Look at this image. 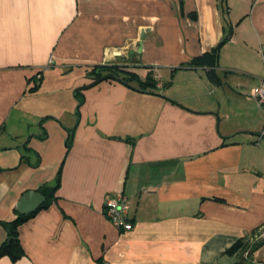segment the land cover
Returning a JSON list of instances; mask_svg holds the SVG:
<instances>
[{
    "label": "crops",
    "instance_id": "0c3cea01",
    "mask_svg": "<svg viewBox=\"0 0 264 264\" xmlns=\"http://www.w3.org/2000/svg\"><path fill=\"white\" fill-rule=\"evenodd\" d=\"M220 3L0 0V246L21 196L45 197L59 177L18 227L23 256L0 264H235L226 251L264 235V113L251 97L264 0ZM229 29L215 86L188 63ZM108 65L155 91L82 89ZM118 194L130 231L104 215ZM250 262L264 264V244Z\"/></svg>",
    "mask_w": 264,
    "mask_h": 264
},
{
    "label": "trees",
    "instance_id": "16d2710c",
    "mask_svg": "<svg viewBox=\"0 0 264 264\" xmlns=\"http://www.w3.org/2000/svg\"><path fill=\"white\" fill-rule=\"evenodd\" d=\"M220 4L221 7L224 8V11L227 12L226 0H221ZM232 33V29H229L225 37L217 46L210 51L193 58L188 63V66L190 67L205 68L209 82L215 86L221 84V79L217 76L220 49L223 44L231 39ZM90 75L93 78V82L82 89L89 88L104 80H116L128 88L142 93L152 94L156 89V83L151 76H147L146 79L142 80L135 73L128 71L126 66H98L90 71ZM68 142L70 143V138ZM58 186L59 177L56 178L53 187H46L43 190V192L48 191V194H46V199L38 210L45 209L50 205L51 201L54 200V193ZM215 200L221 201L220 199ZM38 210L30 214L20 215L12 222L3 224L7 232V240L0 246V258L8 257L11 261H17L23 256V251L18 238V227L30 219ZM263 244L264 238L262 234L259 233V229H255L248 240L236 242L226 251V254L233 256L237 253L235 264H253L250 262V257L256 250L262 247Z\"/></svg>",
    "mask_w": 264,
    "mask_h": 264
},
{
    "label": "built area",
    "instance_id": "2783aa9c",
    "mask_svg": "<svg viewBox=\"0 0 264 264\" xmlns=\"http://www.w3.org/2000/svg\"><path fill=\"white\" fill-rule=\"evenodd\" d=\"M259 55L264 70V45L260 46ZM251 97L257 108L264 113V75L259 79L258 84L252 89ZM128 214L129 205L127 197L118 194L106 199L104 215L116 229L123 231H130L132 229Z\"/></svg>",
    "mask_w": 264,
    "mask_h": 264
},
{
    "label": "water",
    "instance_id": "95a60500",
    "mask_svg": "<svg viewBox=\"0 0 264 264\" xmlns=\"http://www.w3.org/2000/svg\"><path fill=\"white\" fill-rule=\"evenodd\" d=\"M143 33H141L136 53L140 54L142 51ZM45 201V197L37 191L25 192L18 203V211L21 215L30 214L39 209Z\"/></svg>",
    "mask_w": 264,
    "mask_h": 264
},
{
    "label": "rangeland",
    "instance_id": "374dc122",
    "mask_svg": "<svg viewBox=\"0 0 264 264\" xmlns=\"http://www.w3.org/2000/svg\"><path fill=\"white\" fill-rule=\"evenodd\" d=\"M232 59V56H228L225 60H227V61H230ZM224 60V61H225ZM228 64V63H227ZM260 70H261V76H260V78H262L263 77V75H264V70H263V65H262V62H261V60H260Z\"/></svg>",
    "mask_w": 264,
    "mask_h": 264
}]
</instances>
